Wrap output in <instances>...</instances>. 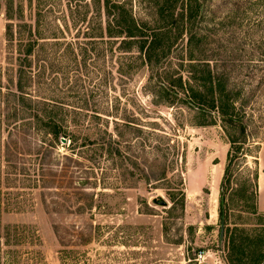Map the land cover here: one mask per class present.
Instances as JSON below:
<instances>
[{
    "label": "rangeland",
    "instance_id": "obj_1",
    "mask_svg": "<svg viewBox=\"0 0 264 264\" xmlns=\"http://www.w3.org/2000/svg\"><path fill=\"white\" fill-rule=\"evenodd\" d=\"M3 1L0 71L7 74L13 61L7 59ZM42 1L51 10L47 19L66 11V0ZM226 1L206 2L217 23L229 21ZM16 2L30 10L29 0ZM129 2L136 17L152 22L149 0ZM76 34L69 29L65 38L42 45L39 59H33L41 92L66 103V137L44 135L35 125L20 128H27L26 134L14 129L0 135V164L10 160L1 169L27 173L0 183V264H229L218 217L219 185L229 152L220 124L194 126L192 111L157 103L150 92L156 78L141 65L136 48L122 52L125 44L119 40ZM263 36V28L246 22L240 28L222 27L209 39L206 52L215 51L223 59L222 68L235 82L242 81L253 115L250 132L259 125V214H264V67L252 70L248 60L256 54L251 43ZM41 58L48 63L45 69ZM232 58L243 66L229 62ZM52 65L57 72L52 73ZM1 81L6 84L4 75ZM106 130L128 159L121 162L100 148L82 145L87 136ZM7 144L10 153L5 156ZM247 159L256 166L252 157ZM177 186L183 194L171 196ZM240 205L239 199L230 203V226L241 223L248 232L260 227L259 219L241 212Z\"/></svg>",
    "mask_w": 264,
    "mask_h": 264
},
{
    "label": "trees",
    "instance_id": "obj_2",
    "mask_svg": "<svg viewBox=\"0 0 264 264\" xmlns=\"http://www.w3.org/2000/svg\"><path fill=\"white\" fill-rule=\"evenodd\" d=\"M209 1L149 0L153 14H148L152 16L149 17L152 22H147L136 17L129 0H66L65 13L50 19L47 15L51 10L42 7V0H35L34 7L33 0H29L31 5L27 11L16 0H4L7 59L13 62H8L10 69H6L10 73L0 71V135L2 131L14 129L17 133L26 134L29 125H35L33 128L36 127L44 135L52 134L57 139L59 134L66 137L64 115L69 113L64 106L66 103L41 92L38 86L39 73L34 69L33 59H39L37 53L42 45L58 42L66 37L69 29L74 28L77 34L89 39L119 40L120 44H125L121 47L122 52L136 48L141 65L152 73L151 79L156 78L150 92L157 103L168 106L178 104L192 111L196 118L192 123L194 126L218 122L223 129L229 142V152L219 185L218 217L220 236L227 244V262L264 264V214L257 211V152L260 140H257L256 129L259 125L254 126L255 132H250L248 121L253 115L242 81L235 82L230 73L222 68L223 59L216 58L215 51L210 55L206 53L209 39L217 36L222 27L240 28L246 22L264 29V0H227L231 11L226 16L229 20L226 24L215 21L212 11L206 7ZM252 47L256 52L252 54L255 59L248 61L254 64L252 70H259L264 67V36L261 41L252 42ZM240 49L243 50V46ZM40 61V67L45 69L48 66L46 59L41 58ZM229 62L243 66L236 63V58ZM51 67L52 73L57 72L53 65ZM183 72H186L185 77ZM3 75L6 84L1 81ZM24 125L27 128L20 129ZM82 145L100 148L107 156L116 155L121 162L128 159L118 147V140L107 130L96 132L93 138L87 136ZM3 148V155L8 156V144ZM248 157L253 158L255 167L248 164ZM3 162L5 164H0V183L11 175H27L1 169L8 166L10 160L6 157ZM129 174L133 175V172L129 171ZM160 179H166V176ZM172 190L171 196L175 195L174 192L183 194L179 186ZM236 199L241 200L239 210L255 215L260 227L248 232L241 223L230 226V203ZM250 199L252 205L249 204Z\"/></svg>",
    "mask_w": 264,
    "mask_h": 264
},
{
    "label": "water",
    "instance_id": "obj_3",
    "mask_svg": "<svg viewBox=\"0 0 264 264\" xmlns=\"http://www.w3.org/2000/svg\"><path fill=\"white\" fill-rule=\"evenodd\" d=\"M61 142L65 143L66 142V139L65 138H61ZM160 204L161 205H165V201L160 200Z\"/></svg>",
    "mask_w": 264,
    "mask_h": 264
},
{
    "label": "crops",
    "instance_id": "obj_4",
    "mask_svg": "<svg viewBox=\"0 0 264 264\" xmlns=\"http://www.w3.org/2000/svg\"><path fill=\"white\" fill-rule=\"evenodd\" d=\"M263 208V207H262Z\"/></svg>",
    "mask_w": 264,
    "mask_h": 264
}]
</instances>
